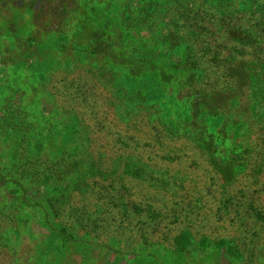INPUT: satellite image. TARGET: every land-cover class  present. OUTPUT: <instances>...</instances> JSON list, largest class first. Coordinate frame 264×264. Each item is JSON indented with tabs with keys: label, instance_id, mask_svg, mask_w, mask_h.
<instances>
[{
	"label": "rangeland",
	"instance_id": "obj_1",
	"mask_svg": "<svg viewBox=\"0 0 264 264\" xmlns=\"http://www.w3.org/2000/svg\"><path fill=\"white\" fill-rule=\"evenodd\" d=\"M0 264H264V0H0Z\"/></svg>",
	"mask_w": 264,
	"mask_h": 264
},
{
	"label": "trees",
	"instance_id": "obj_2",
	"mask_svg": "<svg viewBox=\"0 0 264 264\" xmlns=\"http://www.w3.org/2000/svg\"><path fill=\"white\" fill-rule=\"evenodd\" d=\"M135 47V45L133 46ZM127 48V47H126ZM132 55L129 57L128 60H125L124 62L123 60V54L119 55V59L122 62L121 65L125 66L127 69L130 70V74L132 75L131 77L134 79L136 77V79H140L141 74L144 73L142 72V70L136 71L138 70L137 68L140 69V66L136 64L137 62V56L136 53H134L136 50L135 48H133L132 50ZM134 53V54H133ZM143 63V62H142ZM146 62L144 61L143 64H145ZM152 63V59H150L149 61H147V65H143V71H153V83L156 81L157 84L154 85V87L157 85L158 87L156 88V94L160 93L164 94V93H170L171 95H174L175 97V101L178 100L179 98V91L176 92L175 90V83L172 80V77L170 76V74L168 72H166V70L162 69V68H154L151 66ZM142 69V68H141ZM138 72V73H137ZM179 86H181V82H178ZM151 88V87H149ZM148 87L143 90H145L143 93L139 92V97H138V101H141L143 99V101H146V97L144 96L145 92H150L151 89H149ZM149 89V90H148ZM130 95H132L133 93H129ZM159 96V95H158ZM132 100H134V98H132Z\"/></svg>",
	"mask_w": 264,
	"mask_h": 264
}]
</instances>
